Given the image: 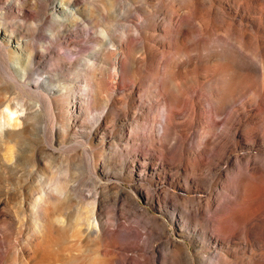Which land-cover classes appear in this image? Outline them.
Segmentation results:
<instances>
[{
	"label": "rangeland",
	"instance_id": "obj_1",
	"mask_svg": "<svg viewBox=\"0 0 264 264\" xmlns=\"http://www.w3.org/2000/svg\"><path fill=\"white\" fill-rule=\"evenodd\" d=\"M226 62L228 118L208 113L203 88ZM165 79L183 96L163 135ZM6 105L17 112L0 150V264H42L53 236L68 264L104 250L106 264H264V213L239 228L228 203L227 230L216 220L241 164L264 155V133L246 135L264 129V0H0Z\"/></svg>",
	"mask_w": 264,
	"mask_h": 264
},
{
	"label": "bare ground",
	"instance_id": "obj_2",
	"mask_svg": "<svg viewBox=\"0 0 264 264\" xmlns=\"http://www.w3.org/2000/svg\"><path fill=\"white\" fill-rule=\"evenodd\" d=\"M115 1L116 0H112L113 4L115 3ZM57 6L60 8H64L72 15L75 13V10L73 7H70L69 5L64 6L63 2L61 1L57 3ZM177 32L179 33L180 30H178ZM97 41L101 45H103V43L108 42L110 40L107 37V35L103 33L102 36ZM127 43L130 44V41ZM234 63L236 62L217 63L218 66L213 67L214 70H213L212 78L210 79V81H208L207 84L203 85V88L205 92L207 93L206 102L208 104L207 111L209 114L212 113V108L215 107L214 108L215 112L222 114V117L224 118L232 117L234 115V106L237 105L236 104L237 101H234L232 97L233 86L231 83V73H230L231 66ZM118 68L119 70H121L120 63H119ZM169 81L170 80L165 79L161 82L160 85H158V89H162L161 95L164 100L163 109H162L163 120L160 122V128L162 130L163 135L166 134L173 127V124H174L173 121H174L175 115L172 109V104L173 103L178 104L181 101L182 96H183V92L181 90L177 88H174L172 90L169 89V85H170ZM236 86H238V84H236ZM257 111H259L258 108H257ZM16 112L17 110L10 109L8 105H6L0 111V150H4L6 148L8 127L12 125H16V123H11L12 120H14L12 116ZM209 116L212 119L213 128L216 126L218 122H221V123L226 122L225 120L216 121L215 119L211 117V115ZM224 125L226 127V124ZM225 127L223 128L220 127V128L224 129ZM259 130L261 133V137H263L262 135L264 133V129L260 127L259 129L252 128L251 130L248 131L246 135L249 137H252L253 133ZM254 135H256V133ZM219 144L221 143H218L217 145ZM214 146L216 145H213L211 147L213 148ZM212 148H208L204 146L203 150L206 151L207 160L208 159L212 160L211 158L212 153H213ZM217 148H219V146ZM217 155H220V152ZM211 160H208V162ZM259 160L261 161L260 162L261 166L257 165L256 167L252 168L250 171H249V167L247 166L245 167L244 164H241L242 168L244 169H238L236 172L237 174H235V177L233 179V183L235 184L236 189H237L235 197L233 199H228L224 202H220L218 204L217 206L218 215H217L216 220H217L218 227L222 231L227 230V219L224 217L223 212L226 211L228 203L233 204L234 210L230 212V216L232 219L238 222L239 228L244 227V225L250 219L256 218L261 213H264V155L260 156ZM56 189L60 194L64 193V187L62 184L60 183L57 184ZM48 198L51 199V196H48ZM260 223L262 225L261 230L264 231V219ZM48 229L52 233L54 229L53 224H51L48 227ZM89 229L90 230L92 229V232H95V233L102 232V233H108L113 236H117L116 233H118V230L116 229L110 230L108 227L101 226L100 222L95 221L94 219L91 221ZM241 232L244 233L243 230ZM131 237L132 236L129 235L126 231H124L122 236H120L121 239H125V240H129ZM51 244H52V247L49 248L50 250L48 249L49 246L47 247V244H44V245H41V249L37 251V256L40 262L42 264H49L52 261H56V263L60 262L57 264H68V262L61 263L62 257H65L71 251V249L67 246V244L59 241L58 238L55 236H53V238L51 239ZM124 247H125L124 249L128 251L140 250L139 246H133V245L125 246L124 245ZM109 253H112V252L108 250H104L103 252H101V256H102L101 260L95 264H106L112 261L110 260V258H107V255ZM127 257L129 259L131 256L126 255V258ZM219 262L223 263L222 260H219ZM128 264H146V262L135 260L132 262L130 261V263L128 262Z\"/></svg>",
	"mask_w": 264,
	"mask_h": 264
}]
</instances>
